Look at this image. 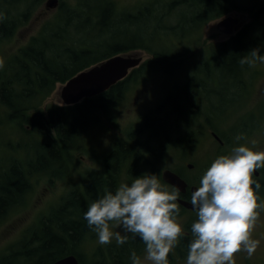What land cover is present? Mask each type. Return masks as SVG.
Returning a JSON list of instances; mask_svg holds the SVG:
<instances>
[{"label":"trees","instance_id":"1","mask_svg":"<svg viewBox=\"0 0 264 264\" xmlns=\"http://www.w3.org/2000/svg\"><path fill=\"white\" fill-rule=\"evenodd\" d=\"M42 1L0 0V43L10 39L16 29L30 19L32 10ZM107 1L77 0L72 5L61 2L58 14L43 23L38 35L8 59L9 65L5 67L8 73L3 75L4 78L0 76V100L13 111L11 118L20 119L22 126L28 125L33 132L39 134L41 142L33 146L35 156L28 162L31 172L40 171L50 177H61L62 171H65L63 164L72 159L69 153L89 128L92 123L90 120L95 118L94 113L106 111L109 105L113 108L129 87L138 85L150 71L171 74L182 68L177 63V55L174 56L166 49L154 50L149 46L166 48L165 44L162 45L163 39L174 35L168 32L160 34L158 31H168L170 26L165 28L159 22V30L153 28L154 23L145 11L139 16H118L113 12V4ZM192 3V10L196 14L194 22H203V19H199L204 17L205 21L215 15L219 17L229 10L255 13L251 24L212 53L216 66L202 70L206 84L201 86L212 89L211 85H224L222 101L227 103L228 95L242 89V79L248 74V65L242 66L240 59L252 49L259 48V52L263 51L264 1L256 11L237 6L235 0H192ZM179 16L180 21L184 22L185 18ZM139 26L143 29L140 35L131 32V28ZM135 49L145 50L153 57L106 92L95 98L85 99L73 107L48 106L45 111L41 108L57 83H64L78 72L113 55ZM201 86L194 80H189L174 96L168 97L164 106L173 99V109L177 116L175 122H172L171 114L153 119L150 114L141 126V130L147 133L146 140L139 144L134 141L135 145H117L105 166L110 175L105 179L98 175L86 176L82 180L83 188L70 189L63 203L51 212L48 219L42 221L33 236L34 246L28 250L22 248V251L6 257L0 264H50L59 257L74 254L78 244L91 231L84 213L91 203L103 197L106 192L115 191L114 182L119 169L132 162L136 168H140L141 173L151 171L154 162L166 152L165 142L169 139V134L179 133L180 124L185 125L183 130H187L190 123L197 125L198 117L191 116L189 121H185L186 111L192 109L190 105L194 100H199L202 94L206 95V100L200 98L201 106L195 111L196 115L211 108V98L217 92L207 89L203 91ZM28 110L31 113L25 114ZM23 131L28 133L25 127ZM243 135H247V132H243ZM174 146L182 148L178 143H174ZM136 149L150 157L146 158ZM66 174H63L64 178ZM258 181L261 183V180ZM27 188V180L18 165L10 166L0 175V216L11 203L21 199ZM190 240L184 238L187 245ZM139 242L140 238L136 237L121 249L113 250V264H131V252L138 250ZM80 258L83 264L82 257ZM94 264H107V261L99 260Z\"/></svg>","mask_w":264,"mask_h":264},{"label":"rangeland","instance_id":"2","mask_svg":"<svg viewBox=\"0 0 264 264\" xmlns=\"http://www.w3.org/2000/svg\"><path fill=\"white\" fill-rule=\"evenodd\" d=\"M43 1L32 10L30 19L25 24L19 26L10 39L4 40L0 43V58L4 61V67L0 69L1 77L8 73L5 71V67L9 65L8 59L15 54L18 49L28 44L32 37L38 35L43 23L47 20H52L55 15L58 14L56 11L45 14L43 11L45 10ZM76 1L77 0H61L62 3L68 5L76 4ZM107 2L109 4H113V7L115 8V10L113 9V12H116L118 16H127V14L139 16L145 11V13H149L148 17L154 23L153 28L158 29L157 27L159 22L160 25H164V27L170 26L171 29L168 31H160L158 29L160 34L168 32L174 35V37L170 36L169 38L163 39L164 41L162 45L165 44L166 48H162L160 46H155V48L153 45L149 46L154 50L166 49L169 53L174 54V56L177 55V63H180L182 68L171 74L150 71L145 78L140 80V83H138V85L131 90V93H128L126 98L123 97L114 104L113 108L121 111L120 113L118 112V115L120 114V123H114V127L104 133V138H99L97 136L93 141L95 144L96 141L99 140L98 143L100 145H104L105 149L108 144L104 142L103 139L106 141L107 134V140H109L113 145L115 139H117L120 135V129L123 128L128 131L132 128H138V126L142 124V118L145 113L149 114L153 110L157 109L158 106L163 104L170 92L173 93L176 88H181L185 81H187L190 77L193 76L195 78L196 84L200 86L201 84L205 85L206 80L204 79L202 71L203 63L206 60H213L212 57L209 58L207 54L205 55L202 49L203 47L198 44L199 47L195 46L196 54L192 56V59L197 60L196 62H200V64H196L195 67L190 68L191 72H188L187 68L184 67L183 63L188 59L187 54L189 49L194 46L192 44H194L197 39V23L194 22L196 14L191 7L192 4H194L192 3V0H108ZM262 2L263 0H235V4H237V6L244 9H254L255 11L259 9ZM226 13L241 19V22L248 21L247 11L229 10ZM179 15L185 18L184 22L183 20L180 21ZM215 16L210 18L214 19L211 22H207L210 19L206 21L207 23L203 27L204 36L207 37V39L217 37L216 39L221 40L226 36H221L217 33L216 22L218 17ZM181 26H184V29ZM191 26H194L195 28L188 29L187 32L190 35L193 32L194 34L187 36L186 29ZM130 30L132 33H138L139 35L143 31L142 26L133 27ZM263 52L264 50L259 52V55H264ZM212 53L213 52H211V55ZM142 55L143 60H148L153 57L152 54L145 50H142ZM254 67V69H250L254 77H257L259 72L262 73L258 75V77L262 76V78L260 79V83L258 82L259 84L257 83L255 86V93L253 92L251 94V98L253 95L255 98H258L264 94V64L257 62ZM211 86H213V88L216 87L215 84ZM222 86L224 88V85ZM61 87L62 84L57 83L53 92L42 103L41 108L44 111L48 106L61 105L59 96ZM206 89L219 92V88L217 87L211 89L209 87L206 88L201 86V90L206 91ZM231 95L232 93L228 95L227 99H229ZM251 98L246 106L244 103L246 102L244 101L245 98L244 100H239L236 103V106H234V123L242 118H244V121H248V117L245 115L250 110ZM211 99L216 102L219 98L215 95L212 96ZM242 103H244V106ZM239 105L240 107H237ZM164 108L167 109L168 106H165ZM143 112L145 113L142 115ZM12 113L13 111L10 107H7L6 104L0 100V175L4 174L8 170L11 163L17 164L23 156L27 159H30L31 157L34 158L35 153L32 148L33 146H37V142H41L39 140V134L33 132L31 128H28L25 124L22 126L23 122L20 119L11 118L13 116ZM28 113L30 114L31 111L28 110L25 114ZM190 113L185 117L189 118ZM224 114L226 116L225 120L227 119L226 124L230 125L232 106H228ZM175 118L177 117H172V121L174 119L173 122H175ZM222 118L223 117H221V119ZM263 120L264 118H261L260 126L262 125ZM24 127L28 130V133L23 131ZM183 127L185 128V125H183ZM183 127H180L181 131L179 133L169 134V139L171 141H169L170 143H167H169L170 146L165 145L167 153H165L164 157L162 156L154 162V168H156L157 171L161 172L164 168H181L183 163L186 164L191 162L194 164L195 170H199L202 168V165L205 164L204 169L201 171L203 175L215 158L221 155H229L231 153V144L230 146H226L227 148H219L216 145L211 144L209 141L201 145L203 141L202 138L198 139L196 145L194 144L192 147H190L192 142L188 147H173V139L179 137L184 138L189 129L193 130L191 128L193 127L191 123L189 124V128L187 130L184 131ZM226 129L228 128H223L221 126L218 130L221 132ZM239 130H243V127H239L237 131ZM260 130L261 129L256 130V133L253 134V136L251 133L248 136L243 135L244 138L242 141L240 140L241 143H239L240 141L237 142L234 139V147H238L240 145L249 147L252 139L259 134L257 131ZM234 131L237 136L238 134H236L235 128ZM193 133L195 134L194 130ZM244 133L246 134V129ZM94 134L95 132H92V129L90 130L88 128L81 135L78 148L82 151L80 152L82 156L86 158L84 161L80 160V158L78 159V155L74 152V156L72 157L71 152L69 155L72 157V160H66L65 164H63L66 170L61 173V177L60 175L50 177L49 174H40L35 171L34 175H32L29 179L31 180V191H28L19 203L14 202L13 206L6 209L0 216V261L10 255H16L18 252L22 251V248L23 250H28L33 247L35 241L33 236L36 235L37 229L41 226L42 221L48 219L51 212L63 203V199L67 196L70 189L78 187L80 184L78 183L79 176L86 172L85 170L89 165L86 147L90 145V139H94ZM252 147L253 146L251 145L249 148ZM258 151H264V147L262 146V148H258ZM174 157L175 160L173 159ZM77 160L79 161L78 165ZM137 170L138 172H142L138 167ZM149 171L150 170H146L145 172L148 173ZM33 172H31V174ZM63 174H66L65 178ZM261 224L262 222L257 220L252 231V239L260 242L255 253L251 258L247 257V254L244 251L236 253L234 256L236 264H258L256 256L260 255L264 258V225ZM29 226L31 229L29 230L30 237L28 238L23 234L25 229H28ZM116 248L117 247L113 244L100 245L98 243L97 234L91 230L88 235L86 234V236H84L81 243L78 244L74 254L82 257L83 264H94L99 260L109 261L113 264L112 251L116 250ZM136 254L140 257L141 264H152L151 261L145 259V245L140 247V249L136 251ZM170 256L171 257L168 258L169 264H186V259H180L175 254H170Z\"/></svg>","mask_w":264,"mask_h":264},{"label":"clouds","instance_id":"3","mask_svg":"<svg viewBox=\"0 0 264 264\" xmlns=\"http://www.w3.org/2000/svg\"><path fill=\"white\" fill-rule=\"evenodd\" d=\"M2 18V17H0ZM264 64L259 48L240 59L243 66ZM4 61L0 58V69ZM243 139V134L235 137ZM264 169V151H253L240 145L229 155L213 160L192 191L190 205L198 219L191 225L192 239L188 244L186 264H236L234 256L244 251L251 258L259 246L252 231L259 218L260 182L254 173ZM254 185V188H253ZM181 191H169L156 174L144 173L131 184L121 183L114 192L91 203L84 213L87 226L97 234L100 245H117L139 237L145 244V259L152 264H169L168 255L185 235L177 217L181 211ZM110 224L115 229L110 230ZM132 264H141L135 251Z\"/></svg>","mask_w":264,"mask_h":264},{"label":"flooded vegetation","instance_id":"4","mask_svg":"<svg viewBox=\"0 0 264 264\" xmlns=\"http://www.w3.org/2000/svg\"><path fill=\"white\" fill-rule=\"evenodd\" d=\"M48 12L50 13L52 11H48V10L44 11L45 14H47ZM253 15H255V13H248V21L247 22H240L238 25V28L236 27L235 31L231 35H227L224 32L217 30V33H219L221 36L222 35L226 36L224 39H221V40L216 39L217 37L207 39V37L204 36L203 27L205 26V24L207 22L209 23L214 19H210L209 21L206 22L205 21L206 17H204V18L199 19V20L203 19L204 20L203 22L196 21L197 22V26H196V28H197V30H196L197 39H196L195 43L192 44L194 46L189 49V52L187 54L188 59L183 63L184 67L187 68V71L191 72L190 68L195 67L196 64H200V62H196L197 60L192 59V56H194L196 54L195 46L199 47V45H200L201 47H203L202 49H203L205 55L207 54V56L209 58H211V52L214 53L216 50H218V47L221 44L226 43L230 40H233L234 37L238 33H240L246 25H249L253 22ZM263 21H264V18H263ZM193 28H195V27H188L186 29V35L187 36H191L194 34V32H193L190 35L187 32L188 29H193ZM263 50H264V48H263ZM141 51H142V49H141ZM144 63H146V61H143L140 64V66L143 65ZM215 66H216V62L214 60H208V61L206 60L203 63L202 70L207 69V68L212 69ZM254 68L255 67H249V66L247 67L248 74H247L246 78H243L244 80L242 79V81H243L242 89H240L239 91H236L235 93L233 92L231 97L229 99H226V101H228L227 103H224L222 101L223 100L222 99L223 93H221V92L224 90V88L220 87V86L217 87V88H219L218 89L219 92L214 94L219 99L216 102L213 101V104L210 106L211 108L208 111L205 112V110H204V112L199 114V115H196V112H195L201 106V103L199 101L200 98L202 100H206L205 94L204 95L202 94V96L199 98V100H194V103L190 105L193 110L190 108L187 111L185 110L186 111L185 116H188L189 113L191 112L190 117L191 116L198 117L197 125L195 124V125H193V127H191L194 130L195 134L193 133V130L189 129V131L187 132V134L185 135L184 138L179 137V138L173 139V141H172L173 147H175L174 143H178L179 146H182V147H188V146H190L191 142H192V145L190 147H192L194 144L196 145L198 139L202 138L203 141H202L201 145L203 143H206L207 141L211 142V144H214L219 148H224L226 146H230V144H231L230 149L232 150L234 148V139L236 137V135L234 133L235 132L234 128L236 129V134H238V135H239V132H242V134H243V132L246 129V132L248 131L247 136L250 133L253 136V134L256 133L255 132L256 130L261 129L260 131H257V132H259V134L252 139L251 145L253 147L251 149L258 151V148H262V146L264 147V120L262 122V125L260 126L261 118H264V94L258 98H255V96L253 95L251 98V94L254 92L256 84L258 82L260 83V79L262 78V76L258 77V75H260L262 73L258 71L259 73H258L257 77H254V75L250 71V69H254ZM203 74H204V72H203ZM189 80H194V82H195V78L192 76L187 81H185L183 86ZM180 86H182V85H180ZM135 87L136 86L129 87V89L127 90V92L124 94L123 97L126 98L128 96V93L130 94L131 90L134 89ZM214 88H212V89H214ZM177 90H179V89L176 88L173 93L170 92L169 95L167 96V98L174 96V94ZM244 98H245V100H244ZM250 98H251L250 110L245 115L248 117V121H244V118H242V119H240L234 123V106H236V103L239 100L246 101V102H244L245 106H246V105H248ZM164 102H163V104L158 106L157 109L153 110L149 114L143 112L142 115L144 113L145 114L143 115V118H142V124L147 120V118L149 117L150 114H152V119L154 117L162 118L163 116H166V115L168 116V114H171L173 117L176 116V113H175L176 110L173 109L174 108L173 103H172L173 99L170 102H167V106H168L167 109L164 108L165 107ZM244 103H242V105ZM228 106H232V114L230 115V125L226 124L227 119L225 120L226 116L224 114V112ZM237 107H240V105ZM118 112L120 113L121 111L116 109V108L112 109L109 105L108 108L106 109V111H102L100 113H94L95 118H92L90 120V122H92V123L89 125V129L90 130L92 129V132H95V134L93 135L94 139H90V142H91V143L89 142L90 145H88L86 147L89 165L87 166V169L85 170L86 172L83 171L85 173H83V174H81V176H79V179H78V183H80L78 185L79 189L83 188L82 180H84V178L86 176L98 175V176L105 179L110 175L105 166L108 163L107 159H108L110 153L117 147V145H119L120 143L132 144V145L134 144L135 145L134 141H136V143L139 144L141 142H144V140H146L147 133L146 132L144 133V131L141 130L142 129L141 128L142 124H141L140 126H138V128H135V129L132 128L128 131H126L127 129H123V128L120 129V135H119V137H117V139H115L113 145L109 140H107V136H108V134H107L106 141L103 139V141L108 144L106 149L104 148L105 147L104 145H100L98 143L99 140L96 141V143H95L96 145H95L93 142L95 140V137L98 136L99 138H102V137L104 138V136H105L104 133H106L108 130L112 129L114 127V123H120V114L118 115ZM116 115H118V116H116ZM221 117H223V118L221 119ZM186 120L189 121L190 119L185 117V121ZM173 121H174V119H173ZM183 125L184 124H180L181 127H183ZM26 126H28V125H26ZM221 126L223 128H228V129L220 132L218 129ZM239 127H243V130L237 131V129ZM28 128H30V127L28 126ZM195 128H196V130H195ZM251 131H253V132H251ZM190 132H192V134H189ZM134 133H137L136 136L133 135ZM169 141H171V140L170 139L166 140V142H165L166 145H169V143H170ZM241 141H240V143H241ZM167 142H169V143H167ZM78 144H79V141L76 142L74 149L71 150V152H72L71 156L72 157L74 156L73 155V152H74L75 154L78 155V159L80 158V160L84 161V159H86V158L84 156H82V154L80 153L82 151L80 150V148H78ZM251 145H249V147ZM137 150H138L139 154H143V155H145V157L147 156L146 158L150 157L149 154H147V153L145 154V152H143L142 150H140V149H137ZM165 151L166 152H164L163 157L165 156V153H167V148ZM173 159L175 160V157ZM150 160H152V158H150ZM28 162H29V158L27 159V158H25V156H23L22 159L17 164L11 163V165H9V167H8V168H10V166H12V165L20 166L22 172L24 173V178L27 180L28 188L24 192V194L22 195L21 199L25 196V194L28 191H31L30 190L31 189V183H30L31 180H29V179L35 173V171H34L31 174V171H30L29 166H28ZM78 164H79V161L77 160V165ZM204 167H205V164H203L202 168H200L199 170H195L194 164L189 162L186 164L183 163L181 168H176V169L174 167L172 169L164 168L161 172L157 171L156 168H154V166H153V169H151V171L148 172L151 174H156L158 176V178L160 179L161 183L163 185H165V187L169 191H171L172 187L175 185L164 181V179H163L164 171L169 170L170 172L174 173L179 179H181L184 183V186L178 187L181 191V199L179 201V203L181 204V211L177 217V223H179L181 225L182 229L185 232V235L182 238H180L177 246L173 249V251H171L169 253L168 258L171 257L170 254L171 255L175 254L180 259H186L187 255H188V245L185 243L184 238L192 239L191 225L198 219L196 212L192 209V207L190 205V198H191L193 188H198L200 186V179L202 177L201 171H202V169H204ZM36 172H38L40 174H44L40 171H36ZM142 174H144V173L138 172L136 166L132 162H130L127 166L121 167L119 169V172H118L116 178H115V182H114L115 190L121 183L131 184V182L136 177L141 176ZM254 178L257 180H261V183H260L261 189L258 191V196H259L258 203L264 204V169L258 171L257 173H254ZM175 187H177V186H175ZM21 199L16 201V202L19 203L21 201ZM27 201H28V199H27ZM13 203H11L6 209L13 206ZM258 211H259L258 221L262 222L261 225H264V209H258ZM30 229H31L30 226L28 227V229L26 228L23 235L29 238L30 237V231H29ZM110 230L116 231V229L114 227H112L111 224H110ZM133 240L134 239L130 238L127 243L133 242ZM139 243H140V246H139L138 250L140 249V247L145 245L141 240ZM111 244L115 245L117 247L116 249H121L125 245V244L122 246L117 245L114 237L112 239ZM74 255L77 257L79 263L82 264V261L80 260L81 256H77L76 254H74ZM60 258H62V257H59V258L53 260L50 264H53L56 260H58ZM256 259L258 261V264H264V258L262 256L257 255ZM107 264H112V263L107 261ZM131 264H132V262H131Z\"/></svg>","mask_w":264,"mask_h":264},{"label":"water","instance_id":"5","mask_svg":"<svg viewBox=\"0 0 264 264\" xmlns=\"http://www.w3.org/2000/svg\"><path fill=\"white\" fill-rule=\"evenodd\" d=\"M57 5L58 0H47L45 3L47 9L55 8ZM237 24V18L228 16L221 19L216 28L226 34H231ZM141 61L142 55L139 52L112 56L66 81L60 90V99L65 105H73L85 98L103 93L124 79L128 71L137 67ZM163 179L177 187L184 186L183 181L168 170L164 171ZM195 189L193 188V191ZM116 230L123 233L120 228ZM53 264H79V261L75 255H68L56 260Z\"/></svg>","mask_w":264,"mask_h":264},{"label":"bare ground","instance_id":"6","mask_svg":"<svg viewBox=\"0 0 264 264\" xmlns=\"http://www.w3.org/2000/svg\"><path fill=\"white\" fill-rule=\"evenodd\" d=\"M20 106V105H19ZM56 168V167H55ZM66 170V169H65ZM75 214V213H74ZM57 222V221H56Z\"/></svg>","mask_w":264,"mask_h":264}]
</instances>
